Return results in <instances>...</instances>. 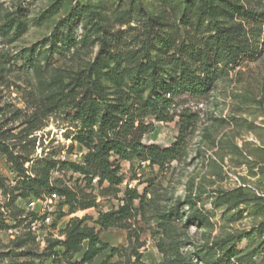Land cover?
Instances as JSON below:
<instances>
[{
  "label": "rangeland",
  "instance_id": "rangeland-1",
  "mask_svg": "<svg viewBox=\"0 0 264 264\" xmlns=\"http://www.w3.org/2000/svg\"><path fill=\"white\" fill-rule=\"evenodd\" d=\"M248 9L264 12V0H0V148L8 150L0 149V264H52L61 248L51 245L64 240L61 231L69 219H96L117 209L124 192L132 189L142 204L135 202L138 210L127 222L129 228L100 234L102 242L126 250L111 263L128 264L134 249L144 264H264V36L256 57L236 67L216 55L219 32L243 27ZM70 14L75 20L66 24ZM146 21L161 29L149 53L163 65L164 76L203 79L201 70L209 67L215 73L208 76L206 94L187 90L176 97L169 109L172 122H156L142 110L143 121L152 124L142 143L161 149L174 143L182 113L195 116L185 155L163 170L137 159L119 162L122 184L108 189L107 182H89L61 169L62 163H80L86 153L73 140L81 128L71 119L70 102L80 99L74 80L91 68L99 72L102 62L112 69L122 64L124 74L117 85L107 84L109 94L130 89L136 104L152 108L149 90L130 81L146 78L136 76L142 56H134L142 48ZM104 31L116 40L118 57L111 61H103L101 53ZM32 116L40 120L38 129L21 140L17 134ZM25 143L31 158L56 163L51 187L94 202L69 215L62 197L41 190L35 199L58 197L52 201L53 225L44 228V245L29 232L36 219L26 206L32 197H21L17 189L26 176L35 178L41 166L29 162L20 173L8 156L18 154Z\"/></svg>",
  "mask_w": 264,
  "mask_h": 264
},
{
  "label": "trees",
  "instance_id": "trees-1",
  "mask_svg": "<svg viewBox=\"0 0 264 264\" xmlns=\"http://www.w3.org/2000/svg\"><path fill=\"white\" fill-rule=\"evenodd\" d=\"M74 20V14H70L65 19V23L71 24ZM157 25L149 21L142 24L145 38L141 50L134 56H142L140 63L136 66V76L145 75L146 78L142 79V82L137 78L130 80L135 87L149 90L151 96L149 101L154 106L148 110L146 105L136 104V97L129 94L130 89L125 94L118 91L109 94L107 84L110 82L116 84L119 77L121 80L124 74L122 64H117L112 69L102 62L99 72L91 68L88 72L82 73L74 80L75 89L80 91V99L74 100L70 104L74 110L71 119L81 125V128L75 132L73 140L82 145L86 153L78 164L62 163V170H72L89 182L94 179H98L99 184L107 182L109 183L108 189H110L112 186L122 184V177L119 176L121 169L119 162L137 159L141 162H148L151 167L163 170L170 163L185 155V138L188 130L195 123V116L190 113H182L179 116L178 136L174 143L168 148L161 149L155 145L145 146L142 143L143 136L148 134L152 128V124L143 121L142 110L148 111L147 113L154 117L156 122H172L173 116H169V109L176 97L187 90L197 93L199 96L206 94L210 88L208 76L215 71L210 67L203 68L201 74L204 75L203 77L206 76L203 79L193 78L190 75L188 77H178L173 74L164 76L160 70L163 65L156 64L153 58H150L149 53L152 46L158 43L161 29L157 28ZM110 35L109 32L104 31L100 38L101 53L104 55L103 61H111L118 57L113 46L116 40L108 37ZM218 36L216 55L224 57L228 65L236 67L246 59L255 58L259 47L263 44L264 12L254 9L246 10L243 27L221 31ZM54 37L55 35H51L52 39L49 41L52 42ZM178 66L181 73L186 74L185 67L182 64ZM63 105L68 107L67 99H64ZM136 108L140 110L138 111ZM18 118L16 117V119ZM23 123L25 128L17 136L20 135L21 140L24 138L26 140L31 131L38 129L37 123L39 124L40 120L32 116ZM93 126H96L95 130L92 129ZM26 145V143L20 145L19 153L15 156L12 157V153L8 155L13 168L20 173H25L23 166L26 163L31 162L32 166L41 167L35 178L31 179L26 176L25 180L18 183L17 189H21V197L29 195L36 197L41 190H46L49 194L57 193L64 199L63 203L68 206L67 214L69 215L93 207V200H87V197L85 199L78 198L65 188L51 187L49 175L56 163L52 160L31 158V151L27 150ZM0 149L3 153L8 151L5 146ZM3 188V178L0 176V189ZM136 201H138V205L142 204V196L138 191L136 189L126 190L117 209L100 213L96 219L88 215L69 219L61 231L64 240L56 241L51 245V249L53 247L61 248V252H55L52 264H92L107 250L109 254L100 264H115L111 263V260L114 257H122L126 250L125 248L111 247L102 242L100 234L110 229H128L127 222L134 217L138 210V206L135 205ZM58 217H63V214ZM15 218L16 216H13V219ZM88 222H91V225ZM76 256H80V258L75 260ZM128 264H144L141 254L137 250L130 251Z\"/></svg>",
  "mask_w": 264,
  "mask_h": 264
},
{
  "label": "built area",
  "instance_id": "built-area-1",
  "mask_svg": "<svg viewBox=\"0 0 264 264\" xmlns=\"http://www.w3.org/2000/svg\"><path fill=\"white\" fill-rule=\"evenodd\" d=\"M52 201H58L56 195H51L48 200H40L32 197L27 203V209L34 212L36 219L30 222L29 232L34 240L41 245H44L45 227H51L55 217V209L52 206ZM40 206L38 210H35L37 206Z\"/></svg>",
  "mask_w": 264,
  "mask_h": 264
}]
</instances>
